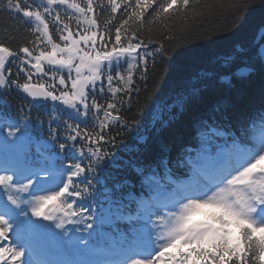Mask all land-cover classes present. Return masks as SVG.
Segmentation results:
<instances>
[{
    "label": "snow or ice",
    "instance_id": "6c2138e0",
    "mask_svg": "<svg viewBox=\"0 0 264 264\" xmlns=\"http://www.w3.org/2000/svg\"><path fill=\"white\" fill-rule=\"evenodd\" d=\"M196 2L37 0L33 6L7 0V10L31 25L32 39L16 49L0 42V87L15 85L33 105L59 101L65 111L72 110L71 120L91 113L96 123L89 130L64 121L62 133L49 127L47 138L40 139L34 138L28 117H0V264H71L28 258L33 242L25 231L39 234L54 226L71 240L68 225L93 229L91 206L81 201L91 193L96 169L114 159L104 145L115 146L116 138L105 130L114 123L127 126L121 109L125 104L131 109L138 83L147 91L157 57L166 56L162 44L148 50L153 42L143 30L174 16L187 18ZM12 63H17L16 79ZM34 76H48L53 83H33ZM200 95V86L193 85L188 100ZM212 131L224 140L215 158L200 162L211 150L205 138L197 159L188 160L186 178L172 181L171 203L147 217L152 228L137 244L139 250L119 261L83 264H264V124L251 134L247 121L235 134ZM137 172L142 181L155 179L143 169ZM118 218L132 220L131 215ZM78 244L87 248L88 241L81 238Z\"/></svg>",
    "mask_w": 264,
    "mask_h": 264
},
{
    "label": "trees",
    "instance_id": "16d2710c",
    "mask_svg": "<svg viewBox=\"0 0 264 264\" xmlns=\"http://www.w3.org/2000/svg\"><path fill=\"white\" fill-rule=\"evenodd\" d=\"M6 2L0 0V42L16 49L25 40L32 39L28 35L31 25L22 15L9 12ZM21 2L23 4L24 0ZM27 2L35 6L37 0ZM262 24L264 0H197L187 18L174 16L163 23L146 25L145 38L153 42L148 50L162 44L166 56L163 60L157 57V67L149 72L147 91L138 83L140 92L133 93L131 109L125 104L128 110L123 119L128 122L126 128L132 130L128 134L130 142L121 138L115 140V146L104 145L105 150L114 154V159L110 156L96 169L91 193L101 198L109 195L113 182L111 170L117 175V166L123 164L118 163L120 159H125V163L133 162L129 168L132 179L141 177L137 172L140 168L146 174L157 170L171 175L167 171L173 168L171 165H182L183 155L203 146V133L216 123L218 114L225 120L221 126L229 129L230 134L241 127L234 117L249 116V122L252 119L254 123L251 109L264 102V62L256 61L254 73L247 76L233 72L241 64V56L253 54L257 49L254 37ZM16 67L17 63L11 64V69ZM229 74L230 83L224 80ZM193 85L200 86L201 95L189 101ZM9 98L21 107L24 115L30 114L27 117L35 127L36 122L41 124L40 131L48 132L56 118L54 129L63 132V115L57 112L59 101L49 107L33 105L15 85L9 88ZM98 99L103 102L102 97ZM95 123L92 118L84 125L91 130ZM116 126L114 123L110 130H105L107 137L114 135ZM124 127L122 124L118 129ZM248 131L251 134L252 129ZM33 136L43 139L45 135L33 133ZM59 142H64L63 137Z\"/></svg>",
    "mask_w": 264,
    "mask_h": 264
},
{
    "label": "water",
    "instance_id": "95a60500",
    "mask_svg": "<svg viewBox=\"0 0 264 264\" xmlns=\"http://www.w3.org/2000/svg\"><path fill=\"white\" fill-rule=\"evenodd\" d=\"M260 34V33H259ZM50 100V99H49ZM49 100H47L46 102H48ZM46 102H42V103H46Z\"/></svg>",
    "mask_w": 264,
    "mask_h": 264
},
{
    "label": "rangeland",
    "instance_id": "374dc122",
    "mask_svg": "<svg viewBox=\"0 0 264 264\" xmlns=\"http://www.w3.org/2000/svg\"><path fill=\"white\" fill-rule=\"evenodd\" d=\"M6 199V198H5ZM154 235V234H153Z\"/></svg>",
    "mask_w": 264,
    "mask_h": 264
}]
</instances>
